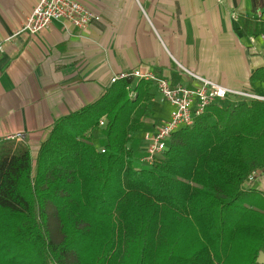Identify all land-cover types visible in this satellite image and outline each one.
<instances>
[{"label": "trees", "instance_id": "trees-1", "mask_svg": "<svg viewBox=\"0 0 264 264\" xmlns=\"http://www.w3.org/2000/svg\"><path fill=\"white\" fill-rule=\"evenodd\" d=\"M153 98L118 80L34 156L0 141V264H257L264 197L245 184L264 170V101L210 105L141 166L132 136Z\"/></svg>", "mask_w": 264, "mask_h": 264}, {"label": "crops", "instance_id": "crops-1", "mask_svg": "<svg viewBox=\"0 0 264 264\" xmlns=\"http://www.w3.org/2000/svg\"><path fill=\"white\" fill-rule=\"evenodd\" d=\"M73 1L101 21L84 31L53 21L30 35L20 30L36 0H0V141L21 133L34 156L58 120L97 101L114 76L137 70L194 85L184 68L264 97V0ZM163 105L172 110L154 97L133 134L138 153L143 132L168 121ZM247 187L264 197V170Z\"/></svg>", "mask_w": 264, "mask_h": 264}, {"label": "built area", "instance_id": "built-area-1", "mask_svg": "<svg viewBox=\"0 0 264 264\" xmlns=\"http://www.w3.org/2000/svg\"><path fill=\"white\" fill-rule=\"evenodd\" d=\"M61 23L65 28L73 27L79 30H87L91 24L101 21L100 17L87 10L73 0H36V4L31 14L26 18L21 32L35 35L49 27L53 22ZM264 42V36L260 37ZM1 51V44H0ZM183 73L188 76L194 85L175 84L172 85L168 80L156 78L147 71H133L130 73L114 76L110 80V85L118 80L132 79L135 83L145 81L150 84L154 97L160 102L169 104L172 107L167 122L161 125L154 133H143V147L139 151V164L141 166H151L155 157L168 149V142L172 135L181 128L190 127L196 118L201 116L205 109L217 102L227 100L240 101H264V97L244 90H234L220 86L208 79L202 78L181 68ZM134 92H130L133 98ZM105 120L100 121V127H104ZM23 135L18 133L6 140L21 141ZM104 153V149H99ZM252 172L245 186L251 184L256 175Z\"/></svg>", "mask_w": 264, "mask_h": 264}, {"label": "rangeland", "instance_id": "rangeland-1", "mask_svg": "<svg viewBox=\"0 0 264 264\" xmlns=\"http://www.w3.org/2000/svg\"><path fill=\"white\" fill-rule=\"evenodd\" d=\"M229 101H231L233 104H236L238 101L237 100H234V98L233 99H231V100H229ZM162 109H161V111L163 112V117H166V114L168 113V111L169 112H171L170 111V108H169V106L168 105H163L162 107H161ZM158 118H156V120H157ZM148 123H150V124H152L151 122H148ZM148 126H150L151 127V125H148ZM98 133H99V131H95V134H94V140H93V142H94V144L98 147L99 146V136H98ZM6 142H15V140H6ZM16 142H22V141H16ZM131 146L132 147H135V149H136V153L138 154V144L136 145L135 143H132L131 144Z\"/></svg>", "mask_w": 264, "mask_h": 264}, {"label": "water", "instance_id": "water-1", "mask_svg": "<svg viewBox=\"0 0 264 264\" xmlns=\"http://www.w3.org/2000/svg\"><path fill=\"white\" fill-rule=\"evenodd\" d=\"M256 262L257 264H264V252L259 253Z\"/></svg>", "mask_w": 264, "mask_h": 264}]
</instances>
